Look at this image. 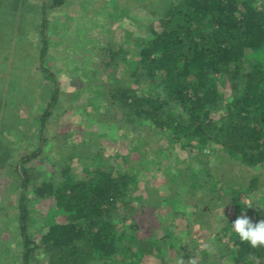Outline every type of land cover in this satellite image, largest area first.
Here are the masks:
<instances>
[{
    "label": "trees",
    "instance_id": "16d2710c",
    "mask_svg": "<svg viewBox=\"0 0 264 264\" xmlns=\"http://www.w3.org/2000/svg\"><path fill=\"white\" fill-rule=\"evenodd\" d=\"M66 1L0 0V108L4 106L10 111V126H3L7 118L3 119L0 113V164L6 165L4 175L9 181L4 182V187L15 196L12 202L19 211L21 252L15 264H126L118 255L131 251L133 236L125 222L116 220L122 217L116 212L119 206L125 210L130 206L126 200L129 186L139 181L137 176L124 171V161L109 159L78 182L68 171L62 177L51 174L57 177L55 180L33 181L30 177L28 164L42 153L46 125L57 114L61 91L54 77L43 75L46 69L42 68L38 73L51 83L42 88L45 93L50 92V103L34 119L40 123L39 147L27 145L17 101L25 96L32 99L34 91L33 87L21 88L24 75L21 66L17 67L19 64L15 62L8 66L7 62L16 49L25 65L32 64L33 58L44 63L50 26L46 9L61 7ZM159 3L158 7L145 9L147 13L139 11L151 21L138 53L139 60L129 59L122 51L114 52L112 42L106 44L101 71L113 77L115 83L111 87L106 85L102 91L97 89L96 94L109 101L112 87L118 86L117 92L111 94L112 106L125 117L123 123L129 129L140 123L150 126L160 137L167 138L168 147L179 144L198 151L197 146L216 144L246 166L256 169L264 166V0H159ZM33 33L42 42L38 57L20 52V42H29ZM5 52L7 55L3 56ZM111 67L113 71L108 73ZM91 75L87 79L96 77ZM12 101L16 102L10 107ZM194 159L198 162L197 157ZM182 173L174 172L172 179L178 200L160 196L154 200L152 189L146 190L147 198L138 199L154 207L170 203L182 210L186 206L187 217L196 211L205 216L202 209L205 198L198 196L200 177L192 173L193 184L184 180L180 185ZM2 174L0 168V177ZM230 191L231 198L235 197L233 204H238L233 186ZM36 198L54 199L58 213L67 221L53 223L40 244L28 233L30 203ZM5 203L2 201L0 205L1 217L5 216ZM228 225V233L234 230L223 246V250L227 249L228 264H264V210L260 202L255 201L245 210L239 207ZM5 232L12 234L13 230L7 228ZM158 242L161 247L163 241ZM151 244L148 253L154 256V241ZM180 246L175 247L176 255ZM45 252L50 254L43 257ZM129 254L133 258L134 250ZM157 254L154 256L157 264L176 263L162 249ZM132 262L138 264L140 260Z\"/></svg>",
    "mask_w": 264,
    "mask_h": 264
},
{
    "label": "rangeland",
    "instance_id": "374dc122",
    "mask_svg": "<svg viewBox=\"0 0 264 264\" xmlns=\"http://www.w3.org/2000/svg\"><path fill=\"white\" fill-rule=\"evenodd\" d=\"M156 4L160 5L159 0H67L61 7L46 9L50 16V28L44 63L33 58L32 64L25 65L22 56H17V50H13L7 65L12 62L19 64L17 67L21 66L24 71L21 88L33 87L34 91L32 99L25 96L17 101L27 145L39 147L37 136L41 132L37 126L40 123H35L34 119L50 103V92L42 90L51 85L50 81L44 80L45 74L55 78L61 91L55 109L57 114L51 116L46 125L42 153L28 164L30 177L33 181L55 180L57 177H51V174L62 177L61 174L68 171L78 182L109 159L124 161V171L137 176L139 182L138 186L134 182L129 186L126 198L130 204L128 210L119 206L116 212L122 215L116 220L125 222V227L131 230L133 236L131 251L120 253L118 258L125 259L126 264H134L132 261L135 259L140 260L138 264H157L154 256H158L157 250L162 249L176 259L175 264H228L227 249L223 250V246L234 231H226L230 228L228 222L236 216L239 207L245 210L255 201H259L264 210V166L257 169L246 166L216 144L197 146L198 151L179 144L168 147L167 138L160 137L158 131L150 126L140 123L137 128L129 129L123 123L125 117L112 106L111 94L117 92L118 86L112 87L109 101L105 96L96 94L97 89L102 91L106 85L111 87L115 83L113 77L101 71V56L106 44L112 42L114 52L122 51V55L129 59L139 60L138 53L151 23L148 20L150 17L139 11L147 13L145 9H151ZM32 37L27 43L20 42V52L38 57L42 42L35 33ZM30 43L33 45H26ZM38 43V47L33 48ZM6 55L7 52L3 53V56ZM123 67L129 74L127 65ZM42 68L46 69L44 76L38 73ZM111 71L112 67L108 73ZM88 74L96 77L89 80ZM14 102H10V107ZM0 113L3 119L7 118L3 126H10V111L3 106ZM194 157L198 158V162ZM5 167L4 163L0 164L3 173L0 177V205L2 201L6 202L5 216H0V221L6 220L0 223V230L3 231L0 235V264H15L21 252L19 211L12 202L15 196L4 187V182L9 181L4 175ZM178 170L183 172L180 185L184 180L188 185L194 182L192 173L200 177L198 196L205 198L202 205L205 216L196 211L195 215L187 217L184 216L186 206L182 210L170 203L154 207L138 199L139 196L147 198V189H152L154 200L159 196L178 200L172 183L173 174ZM232 186L240 201L236 205L232 202L235 197L231 198ZM7 216H10L9 220ZM29 217L28 233L36 244L41 243L53 223L67 222L58 213L52 198L31 200ZM6 226L13 230L12 234L5 232ZM159 240L163 241L161 247L157 246ZM151 241L155 243L154 256L148 253ZM178 244L181 246L176 255ZM132 250L133 258L129 254ZM48 254L43 253V257Z\"/></svg>",
    "mask_w": 264,
    "mask_h": 264
}]
</instances>
